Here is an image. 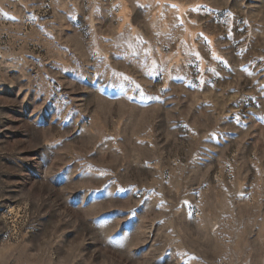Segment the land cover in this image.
I'll use <instances>...</instances> for the list:
<instances>
[{
	"label": "rangeland",
	"instance_id": "374dc122",
	"mask_svg": "<svg viewBox=\"0 0 264 264\" xmlns=\"http://www.w3.org/2000/svg\"><path fill=\"white\" fill-rule=\"evenodd\" d=\"M0 264H264V0H0Z\"/></svg>",
	"mask_w": 264,
	"mask_h": 264
}]
</instances>
